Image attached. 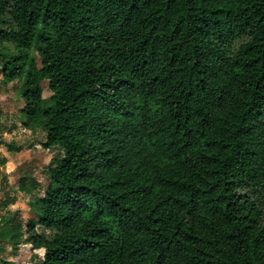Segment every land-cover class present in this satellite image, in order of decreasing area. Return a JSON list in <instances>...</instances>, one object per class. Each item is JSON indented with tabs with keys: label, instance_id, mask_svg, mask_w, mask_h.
<instances>
[{
	"label": "trees",
	"instance_id": "obj_1",
	"mask_svg": "<svg viewBox=\"0 0 264 264\" xmlns=\"http://www.w3.org/2000/svg\"><path fill=\"white\" fill-rule=\"evenodd\" d=\"M0 73L25 74L23 126L64 153L43 196L21 180L35 218L0 215V244L264 264V0H0Z\"/></svg>",
	"mask_w": 264,
	"mask_h": 264
},
{
	"label": "rangeland",
	"instance_id": "obj_2",
	"mask_svg": "<svg viewBox=\"0 0 264 264\" xmlns=\"http://www.w3.org/2000/svg\"><path fill=\"white\" fill-rule=\"evenodd\" d=\"M247 41L239 40L233 45V53ZM13 50V45H8ZM30 56L40 66V56L34 47ZM25 79L23 74L10 84L2 83L0 73V215H11L26 225L35 216L30 211L34 196L20 191L21 180L39 196H43L49 183L47 170L54 167L63 157L60 147L45 149L46 134L41 127L26 129L23 126L25 105L20 95V85ZM43 97L52 96L48 81L41 83ZM40 231H44L40 229ZM43 250H34L31 244H21L13 248L8 242L0 244V264H41Z\"/></svg>",
	"mask_w": 264,
	"mask_h": 264
}]
</instances>
